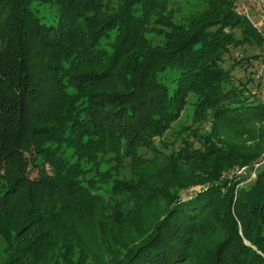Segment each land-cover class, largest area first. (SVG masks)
<instances>
[{
	"label": "trees",
	"instance_id": "trees-1",
	"mask_svg": "<svg viewBox=\"0 0 264 264\" xmlns=\"http://www.w3.org/2000/svg\"><path fill=\"white\" fill-rule=\"evenodd\" d=\"M196 1L0 0V264H264V99L226 65L264 39Z\"/></svg>",
	"mask_w": 264,
	"mask_h": 264
},
{
	"label": "rangeland",
	"instance_id": "rangeland-1",
	"mask_svg": "<svg viewBox=\"0 0 264 264\" xmlns=\"http://www.w3.org/2000/svg\"><path fill=\"white\" fill-rule=\"evenodd\" d=\"M194 4L198 7H202L205 5V2L203 0L202 1L197 0ZM40 12L44 16H49L51 11L45 9V7H41ZM232 53L235 54L234 57H236L237 59L235 58V59L230 61L229 58H227L228 59V61L226 62L227 66L233 61H241L242 62L241 64L237 65L236 68L234 69V73H235L236 77L239 78V80L235 79L236 83H239V81L242 79H244V80L250 79V84L248 86V88H250L249 90H251V89L257 90L258 87H255V84H258L257 69L259 68V65L261 63V56L264 54V43L259 44L257 42H254V43L242 44V45L238 46L236 49H233ZM192 112H193L192 107L189 106V108H187V110L185 111L181 122L180 123L178 122L177 124H175L174 127L172 129H170L167 132V134L165 135L164 140L168 144V150L178 148L179 143H180L179 142L180 139L178 140L176 138L175 132L183 127V125H182L183 123L191 122ZM225 134H226V137H229V140L238 139V137L230 131H225ZM248 145H251V143H249ZM260 165H261V163H256L252 167H242L240 169L233 170V172L242 174L245 177V181H244L245 183L250 182L251 180H253L255 178L256 169ZM124 173L129 174V169L128 168H122V175ZM33 175H36V171L33 173ZM122 229H123L124 233L129 234V232L131 231V226H129V225L124 226ZM87 237L90 238L89 240H91V245L96 247V251L97 252L99 251L98 253L101 255L103 252V249L99 250V247H98L99 241H97L96 233L92 232L90 235H87ZM246 243L251 245V243L247 240H246ZM103 255L105 256V254H103ZM104 256H101V257H104Z\"/></svg>",
	"mask_w": 264,
	"mask_h": 264
},
{
	"label": "built area",
	"instance_id": "built-area-1",
	"mask_svg": "<svg viewBox=\"0 0 264 264\" xmlns=\"http://www.w3.org/2000/svg\"><path fill=\"white\" fill-rule=\"evenodd\" d=\"M239 12L246 16L264 39V0H236ZM258 89L253 92L264 99V54L257 69Z\"/></svg>",
	"mask_w": 264,
	"mask_h": 264
}]
</instances>
